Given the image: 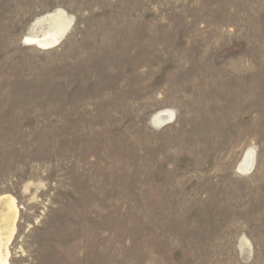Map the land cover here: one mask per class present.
I'll use <instances>...</instances> for the list:
<instances>
[{"label":"rangeland","instance_id":"1","mask_svg":"<svg viewBox=\"0 0 264 264\" xmlns=\"http://www.w3.org/2000/svg\"><path fill=\"white\" fill-rule=\"evenodd\" d=\"M5 197L6 264H264V0H0Z\"/></svg>","mask_w":264,"mask_h":264},{"label":"bare ground","instance_id":"2","mask_svg":"<svg viewBox=\"0 0 264 264\" xmlns=\"http://www.w3.org/2000/svg\"><path fill=\"white\" fill-rule=\"evenodd\" d=\"M64 23L65 22L63 17L61 16L59 17L56 15L49 17L47 21H42L39 24V26L46 24L48 26V29L46 30L42 38L35 39L34 37V40H31L30 43L38 47H41V49L42 48L46 49L57 45L61 41L64 33L66 32L65 31L66 29L63 30ZM166 117L168 118L169 116L166 114L161 115L157 118V120L159 121L167 120ZM252 167H253V161L250 156H247L243 165L240 166V170L243 172H249L252 169ZM15 216H16V207L14 204V200L11 197L2 198L0 200V264H6L5 263L6 260L4 262V259H2L1 244L6 240L8 234L11 232L12 230L11 224L12 222H14L13 220L16 219Z\"/></svg>","mask_w":264,"mask_h":264}]
</instances>
